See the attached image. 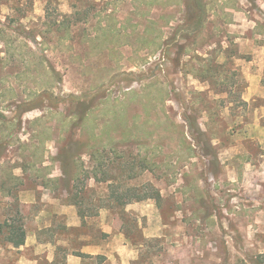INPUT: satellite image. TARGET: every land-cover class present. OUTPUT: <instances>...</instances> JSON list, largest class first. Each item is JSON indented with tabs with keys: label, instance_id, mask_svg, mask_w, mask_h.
<instances>
[{
	"label": "rangeland",
	"instance_id": "rangeland-1",
	"mask_svg": "<svg viewBox=\"0 0 264 264\" xmlns=\"http://www.w3.org/2000/svg\"><path fill=\"white\" fill-rule=\"evenodd\" d=\"M204 2L192 34L198 15L183 0H0V114L13 120L0 123V225L36 233L41 264L49 243L59 264L82 247V227L61 215L69 206L104 212L106 228L125 235L106 239L111 264L264 255V148L245 136L264 129V99L243 101L236 63L213 66L234 39L230 11L248 10L264 36V0ZM23 191L37 202L20 204ZM22 255L35 257L0 242L3 263Z\"/></svg>",
	"mask_w": 264,
	"mask_h": 264
},
{
	"label": "crops",
	"instance_id": "crops-1",
	"mask_svg": "<svg viewBox=\"0 0 264 264\" xmlns=\"http://www.w3.org/2000/svg\"><path fill=\"white\" fill-rule=\"evenodd\" d=\"M185 0H183V6ZM264 3V2H263ZM208 8L206 7V17L207 16ZM231 12V21L228 23L227 33L233 36V40L231 42H225L221 43L223 52H221L216 58L215 62L213 63V66H223L226 63H236L237 67L240 68L241 75L245 77V79L248 82V87L246 89V92L243 95V101L245 103L253 102L256 99H264V36L262 35V32H253L255 29L258 28L259 24L256 20L248 19L247 15H250L251 13L247 11H230ZM206 23V22H205ZM252 35H249L251 33ZM237 46V49L239 50V53L237 55H232L227 50L230 48V45ZM215 48L214 44H210L208 49L209 51H214ZM196 55H199L198 52H196ZM200 56V55H199ZM205 59H208L207 57L202 58L203 62ZM207 62V61H206ZM205 63V62H204ZM207 65L203 64V66ZM208 72L209 67H207ZM198 79V77H197ZM205 83V81L203 82ZM204 88L202 89V91ZM257 113L264 114V106H260L259 109H257ZM257 124V123H255ZM247 135L246 139H251L258 141L261 143L264 148V129H260L259 131H254L253 128H251V125H249L247 128ZM222 152H220L221 154ZM239 152H227L229 155H238ZM222 155V154H221ZM222 156H220L221 159ZM231 159V158H229ZM227 161L225 160L222 164L223 166V172H226L227 170ZM44 190V189H43ZM46 192L49 191L48 189L45 190ZM50 192V191H49ZM52 194V193H50ZM23 198V199H22ZM38 196H36L34 191H23L20 196L19 203L22 205H33L37 202ZM57 197H55V200ZM57 202V200H56ZM61 215H65L69 219V227H82V247L80 250L72 251V249H66V261L65 264H111L109 261L112 258V256H108L109 260L107 261V250H106V239L111 236H113L114 239L122 240L124 239L126 241L125 235H123L120 231L112 232L111 230L106 228L105 225V218H104V212H99L98 214H95L93 217H89L85 215L84 217H80L79 214L75 211V208L72 206L67 207ZM95 227V230H94ZM88 230V233L86 232ZM41 230V229H40ZM25 231V230H24ZM145 234H148V231L146 230ZM150 236V235H149ZM148 237V236H147ZM126 243V242H125ZM47 244L44 243H38V237L36 233L29 234L26 237L25 244L21 246L20 248H15L12 245H9V249L11 251L17 252H24L25 250H32L35 254V257L33 259L27 258L24 255L20 257V259H17L16 261L10 262L8 264H41L39 262V259L37 257H41V249L46 246ZM127 245V243L125 244ZM119 244V249L117 250L118 254L120 256L123 255V253L126 251L127 246ZM51 249V254L49 258V264H59L58 262V255H57V247H52V244H48ZM136 248V249H135ZM140 248V247H139ZM139 248L132 247V250L134 253L139 252ZM53 255V258L51 256ZM16 259V258H15ZM137 257L133 258L129 264H136L137 263ZM0 264H7L3 263L0 260ZM112 264H115L112 262Z\"/></svg>",
	"mask_w": 264,
	"mask_h": 264
},
{
	"label": "trees",
	"instance_id": "trees-1",
	"mask_svg": "<svg viewBox=\"0 0 264 264\" xmlns=\"http://www.w3.org/2000/svg\"><path fill=\"white\" fill-rule=\"evenodd\" d=\"M185 7L187 8V12L188 15H198V20L196 21V23L194 22V27L192 29V34L195 33H200L203 28H204V24L206 22V5L204 0H185L184 2ZM193 18H191L190 22H193L192 20ZM6 125H12L13 124V120H7V118H5L3 116V114H0V123H4ZM8 144L6 143V140H2V142H0V155L1 152H3L5 150V147ZM2 191V189H0V192ZM155 200L158 202H160L161 196L158 194L157 198H155ZM143 201V200H140ZM128 205V203H119L118 206H126ZM84 214H80V217H84ZM0 242L4 245L8 244V245H12L15 248H20L21 246H23L25 244V240H26V233L24 231V229L22 227H18L13 225H9V224H3L0 225ZM256 264H264V255L259 256V258L256 259Z\"/></svg>",
	"mask_w": 264,
	"mask_h": 264
}]
</instances>
